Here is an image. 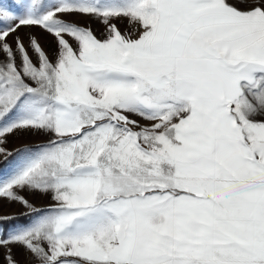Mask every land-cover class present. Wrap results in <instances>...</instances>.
I'll return each instance as SVG.
<instances>
[{"label":"snow or ice","instance_id":"snow-or-ice-1","mask_svg":"<svg viewBox=\"0 0 264 264\" xmlns=\"http://www.w3.org/2000/svg\"><path fill=\"white\" fill-rule=\"evenodd\" d=\"M0 156L4 264H264V0H0Z\"/></svg>","mask_w":264,"mask_h":264},{"label":"rangeland","instance_id":"rangeland-1","mask_svg":"<svg viewBox=\"0 0 264 264\" xmlns=\"http://www.w3.org/2000/svg\"><path fill=\"white\" fill-rule=\"evenodd\" d=\"M72 19L78 20L82 24H90L93 31L97 34V36H100L103 32V25L100 24L98 21L89 20L85 17H72ZM118 23V27L120 30L126 31L128 26L127 23ZM17 35L21 36L24 39V42L27 44L28 38L30 35H35L40 39L41 44L45 47L49 53L54 49V44L52 42V38L47 36L45 33H42L38 28H21L18 30ZM134 119H139L138 117H133ZM143 122V121H142ZM47 137L43 135H37V134H16V135H9L7 137V143L4 145V147L8 151H14L17 148H22L25 145H35L38 143H41L45 141ZM14 159V157L9 158V161L6 162L4 160L3 156H0V164L5 163L3 168L0 169V175L5 174L8 172L10 167L11 160ZM22 195H25L26 198L32 202L37 207H43L46 206L48 203H50V198L47 196H42L39 194H31V193H22ZM26 209H24L20 204L18 203H9L7 200L0 199V216H17L22 213H24ZM16 254V259L21 262V264H26L27 257L22 254L21 250L14 249L13 250ZM4 255V249L0 248V264H4L3 260Z\"/></svg>","mask_w":264,"mask_h":264},{"label":"trees","instance_id":"trees-1","mask_svg":"<svg viewBox=\"0 0 264 264\" xmlns=\"http://www.w3.org/2000/svg\"><path fill=\"white\" fill-rule=\"evenodd\" d=\"M4 164H5V163H1V164H0V169L3 168ZM17 216H19V215H17Z\"/></svg>","mask_w":264,"mask_h":264}]
</instances>
